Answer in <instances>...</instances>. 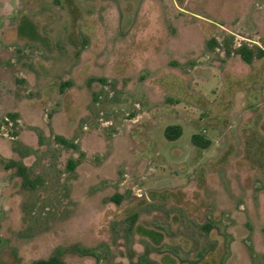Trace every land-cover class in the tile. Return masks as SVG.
<instances>
[{
	"label": "rangeland",
	"instance_id": "374dc122",
	"mask_svg": "<svg viewBox=\"0 0 264 264\" xmlns=\"http://www.w3.org/2000/svg\"><path fill=\"white\" fill-rule=\"evenodd\" d=\"M243 43L264 48V0H0V264H264Z\"/></svg>",
	"mask_w": 264,
	"mask_h": 264
},
{
	"label": "trees",
	"instance_id": "16d2710c",
	"mask_svg": "<svg viewBox=\"0 0 264 264\" xmlns=\"http://www.w3.org/2000/svg\"><path fill=\"white\" fill-rule=\"evenodd\" d=\"M216 40L212 39L210 41V44L212 46H214L216 44ZM228 54L230 53V49L227 51ZM235 52L237 54H239L241 56V58L243 59L244 62L251 64L254 62L255 59H258L260 61H264V48L260 47V46H256L255 48H251L248 44L243 43L241 44L236 50ZM69 83H64L62 85V89H65V87L68 85ZM236 89L233 87H227L225 89V92L228 94L229 98H231V94L233 91H235ZM12 117L15 119V116L12 115ZM166 136L167 138L174 140L179 138L182 134H183V127L181 125L178 124H173V125H169L166 128ZM257 138V141H259L260 145L258 146L257 149H254L253 151V146L252 144L250 145V150L248 149L249 154V158L252 160H255V154H260L263 155V151H264V140L258 135H255ZM60 142L64 143V144H68L69 146H72L74 148H77V145H75L74 143H69L67 139H65L64 137H59ZM192 140L194 142L195 145H197L198 147L201 148H207L212 144V140L201 135V134H194L192 136ZM252 152V153H251ZM14 163V162H13ZM257 164V163H256ZM75 164L71 163V168H74ZM18 171L21 174V176L23 177L22 179V184L26 187V188H31V189H35L37 188L42 181H40V179H34L31 177V175L28 172V169L25 165H18ZM117 201L119 202V199H117ZM206 229L209 231L211 229V225H206L205 226ZM34 264H67L65 260L62 259V257L59 254H55L47 259H40L34 262Z\"/></svg>",
	"mask_w": 264,
	"mask_h": 264
}]
</instances>
